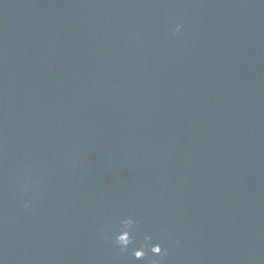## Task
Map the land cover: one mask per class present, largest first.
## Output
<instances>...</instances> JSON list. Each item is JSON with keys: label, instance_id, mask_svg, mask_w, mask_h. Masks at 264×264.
<instances>
[{"label": "water", "instance_id": "water-1", "mask_svg": "<svg viewBox=\"0 0 264 264\" xmlns=\"http://www.w3.org/2000/svg\"><path fill=\"white\" fill-rule=\"evenodd\" d=\"M153 260L264 264V0H0V264Z\"/></svg>", "mask_w": 264, "mask_h": 264}, {"label": "clouds", "instance_id": "clouds-1", "mask_svg": "<svg viewBox=\"0 0 264 264\" xmlns=\"http://www.w3.org/2000/svg\"><path fill=\"white\" fill-rule=\"evenodd\" d=\"M181 29H182V25L178 23L173 28V32L179 33L181 31ZM29 206H30V204L28 202L24 203L25 208H27ZM135 223H136V221L132 217H127V218H124L120 221L121 227H120V230L115 233L114 241H115L116 245L119 247L121 252L129 251V245L132 242V235H131V232L129 229ZM177 243H179V242L177 241ZM145 247H147V246H142L139 248L132 249L131 250L132 255L136 259L143 258L146 255ZM150 250L154 254H161L162 252H164V249L162 248V245L159 242L152 244L150 246ZM152 264H160V262L158 260H153Z\"/></svg>", "mask_w": 264, "mask_h": 264}]
</instances>
